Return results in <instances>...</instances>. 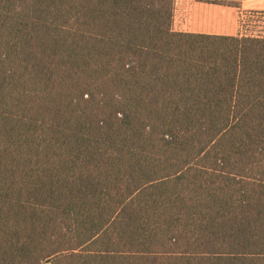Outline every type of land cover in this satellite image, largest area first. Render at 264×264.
<instances>
[{"label": "trees", "instance_id": "trees-1", "mask_svg": "<svg viewBox=\"0 0 264 264\" xmlns=\"http://www.w3.org/2000/svg\"><path fill=\"white\" fill-rule=\"evenodd\" d=\"M176 0H0V264H264V36Z\"/></svg>", "mask_w": 264, "mask_h": 264}, {"label": "crops", "instance_id": "crops-1", "mask_svg": "<svg viewBox=\"0 0 264 264\" xmlns=\"http://www.w3.org/2000/svg\"><path fill=\"white\" fill-rule=\"evenodd\" d=\"M246 12L264 13V0H176L173 28L180 32L244 35Z\"/></svg>", "mask_w": 264, "mask_h": 264}, {"label": "rangeland", "instance_id": "rangeland-1", "mask_svg": "<svg viewBox=\"0 0 264 264\" xmlns=\"http://www.w3.org/2000/svg\"><path fill=\"white\" fill-rule=\"evenodd\" d=\"M240 31L244 34L264 36V13L246 12L240 19Z\"/></svg>", "mask_w": 264, "mask_h": 264}]
</instances>
